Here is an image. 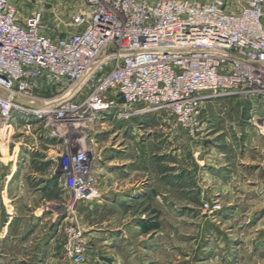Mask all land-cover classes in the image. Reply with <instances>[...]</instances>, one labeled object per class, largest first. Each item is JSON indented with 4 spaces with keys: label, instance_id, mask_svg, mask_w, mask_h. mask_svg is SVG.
Here are the masks:
<instances>
[{
    "label": "built area",
    "instance_id": "2783aa9c",
    "mask_svg": "<svg viewBox=\"0 0 264 264\" xmlns=\"http://www.w3.org/2000/svg\"><path fill=\"white\" fill-rule=\"evenodd\" d=\"M84 2L75 29L55 34L43 10L23 17L17 0H0V135L13 136L19 117L37 147L34 124L49 126L74 201L101 197L95 134L111 111H162L195 134L207 100L264 99V0ZM74 240L67 254L84 263L81 231Z\"/></svg>",
    "mask_w": 264,
    "mask_h": 264
},
{
    "label": "rangeland",
    "instance_id": "374dc122",
    "mask_svg": "<svg viewBox=\"0 0 264 264\" xmlns=\"http://www.w3.org/2000/svg\"><path fill=\"white\" fill-rule=\"evenodd\" d=\"M17 1L30 14L43 10L49 33L55 34L75 29L71 16L63 15L86 9L81 0ZM230 1L237 5L248 3V0ZM245 100L227 103L229 116L244 110L246 117H254L255 128L264 119V99ZM218 106L205 105V108L220 112ZM156 113L160 114L154 120L139 121L142 115L119 119L117 110L111 111L104 124L98 126L94 149L96 162L100 155L115 154L116 149L125 150L133 159L141 156L138 145L145 139L149 147L146 150L157 152L159 146L160 154L166 155L167 182L159 187L165 192L167 208L162 216L165 264H264V247L257 249V240L264 239L263 138H249L247 134L239 138L231 130V134L206 132L201 126L195 134L186 131L187 137L176 132L177 123L165 112L152 111L144 116ZM17 121L20 127L13 136L5 140L0 135V264H32L28 256H34V251L40 256L36 264H78L68 256L67 247L74 243L79 231L86 257L80 264H92L87 225L91 218L83 212L86 211L83 204L99 198L74 201L62 185L57 168L55 148L60 138L52 136L44 122H37L34 124L37 147H33V137L25 134L22 127L25 120L17 117ZM25 159L37 160L32 169L40 178L29 183L40 186V191L29 193L10 183L6 188L4 182L13 163ZM210 159L214 161L212 166L207 165ZM178 173L181 176H176ZM51 174L52 182H49L51 177L49 180L46 175ZM133 174L135 178L144 175L141 171ZM96 186L100 191L98 177ZM152 206L151 201H136L132 213L141 214L148 209L147 216L152 217ZM6 225L9 229L4 236L2 229ZM52 235L53 241L47 248L35 250L37 241ZM260 248L263 249L259 251Z\"/></svg>",
    "mask_w": 264,
    "mask_h": 264
},
{
    "label": "crops",
    "instance_id": "0c3cea01",
    "mask_svg": "<svg viewBox=\"0 0 264 264\" xmlns=\"http://www.w3.org/2000/svg\"><path fill=\"white\" fill-rule=\"evenodd\" d=\"M81 2L84 6V0H81ZM18 5L23 17L30 16L28 11L24 10L20 4ZM76 11L78 10L70 11L63 17H70ZM235 100L242 101V103L246 101L244 98L235 96L207 100L200 114L201 129H206V132L215 131L216 133H228L231 130L239 138L247 134L249 138L258 137L264 140V130L258 124L254 128V117H246L244 110L237 115L229 116L227 103H233ZM213 104L219 105L220 112L208 111L205 108V105L210 107ZM242 107H244L243 104L240 108L242 109ZM251 108L254 109L255 105ZM252 111L250 110V115H252ZM159 114L142 115V118L137 120H154L155 116H159ZM175 126L177 127L175 128L176 132L187 136L185 129L178 124ZM138 146L141 156L137 155L136 158H131L132 160L125 154V150L116 149L115 154L107 155L104 153L99 156L98 162H94V172L99 178L102 197L83 204L86 207V211L83 212L91 218V222H88L87 225L91 244L89 260L92 264H165L166 262L164 241L162 240L165 232L162 216L167 208L165 206V192L159 190V187L167 182L166 164L164 162L166 155L160 154L161 148L159 146L157 152L150 153L149 149L146 150L148 144L145 139ZM199 162L202 163V161ZM36 163L37 160L34 159L14 162L10 175L4 182L6 188L10 183L13 186L14 184L19 185L20 190L24 188L29 193L35 190L40 191V186L29 183H34L40 178V176H37V172L32 169V166ZM213 163L214 161L210 159L207 165L212 166ZM137 171H141L144 175L135 178L133 173ZM176 176L181 175L178 173ZM46 177L48 179L51 177L49 182H52V174L50 176L46 175ZM31 179H34V181H31ZM47 181L45 180V183ZM14 191L16 192V190ZM136 201L148 203L151 201L153 203L151 209L154 211L152 217L147 216L148 209L142 210L141 214H137L138 212L132 213ZM154 204L157 206H154ZM8 229L9 226L7 225L3 227L4 236L7 235ZM12 236L16 241V236L14 234ZM53 238L54 235L40 239L34 244L35 250L36 248L41 250L47 248L52 243ZM263 241L262 238L257 240V249L264 247V245L262 246ZM262 249L260 248L259 251ZM38 254L37 251H34V256H28L32 264L39 262L40 256Z\"/></svg>",
    "mask_w": 264,
    "mask_h": 264
},
{
    "label": "water",
    "instance_id": "95a60500",
    "mask_svg": "<svg viewBox=\"0 0 264 264\" xmlns=\"http://www.w3.org/2000/svg\"><path fill=\"white\" fill-rule=\"evenodd\" d=\"M0 93H1V94H5L4 91H2L1 89H0Z\"/></svg>",
    "mask_w": 264,
    "mask_h": 264
}]
</instances>
